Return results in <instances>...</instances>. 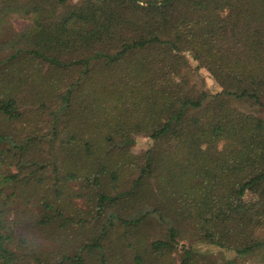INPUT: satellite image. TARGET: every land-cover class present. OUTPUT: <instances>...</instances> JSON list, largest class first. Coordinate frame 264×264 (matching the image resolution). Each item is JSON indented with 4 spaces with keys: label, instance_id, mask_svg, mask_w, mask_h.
I'll use <instances>...</instances> for the list:
<instances>
[{
    "label": "trees",
    "instance_id": "1",
    "mask_svg": "<svg viewBox=\"0 0 264 264\" xmlns=\"http://www.w3.org/2000/svg\"><path fill=\"white\" fill-rule=\"evenodd\" d=\"M235 101L264 109V0H0V264H246L264 117Z\"/></svg>",
    "mask_w": 264,
    "mask_h": 264
},
{
    "label": "rangeland",
    "instance_id": "2",
    "mask_svg": "<svg viewBox=\"0 0 264 264\" xmlns=\"http://www.w3.org/2000/svg\"><path fill=\"white\" fill-rule=\"evenodd\" d=\"M81 1L82 0H71L72 3H80ZM24 24L25 23L23 21H21L20 19H16L14 21V25H15L16 29H18V30L21 29ZM204 76L207 77L206 75H204ZM194 81L199 84L201 90H205V91H207L209 93H211L212 90H214V87L212 86V82H211L210 79H207V83L205 82L206 84H204L202 77L195 76L194 77ZM234 105L237 106L241 111H244V112L250 113V114H254V115H257V116H260V117H264V109H262V108L251 107L250 105L242 104V103H239L237 101L234 102ZM52 135H53V132H52L50 126H49V129H47L45 131V133L39 135V138L42 141H44L46 144H48L51 141V139H52ZM146 147H147L146 144L144 145L143 143L137 145L135 147V149H134L135 153H137V154L144 153V151L146 150ZM150 229L153 230L152 228H150ZM154 232L155 231H151L150 232L152 236H154V234H155ZM260 236L262 238H264V232L260 233ZM211 250L212 251L210 253V258L215 259L219 264H223L225 261L228 260V258H230L232 256L231 254L229 255L226 252H223V251L221 252V250H218L216 248H213ZM263 255H264V250L262 252H259L258 254L253 255L252 257L244 259V262H246V264H258V263H261V261L263 259Z\"/></svg>",
    "mask_w": 264,
    "mask_h": 264
}]
</instances>
